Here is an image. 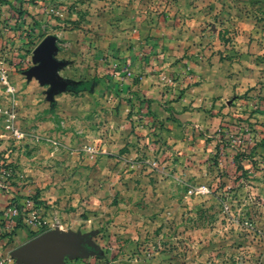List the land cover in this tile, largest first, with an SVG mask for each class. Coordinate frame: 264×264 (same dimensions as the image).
Listing matches in <instances>:
<instances>
[{
    "label": "rangeland",
    "instance_id": "374dc122",
    "mask_svg": "<svg viewBox=\"0 0 264 264\" xmlns=\"http://www.w3.org/2000/svg\"><path fill=\"white\" fill-rule=\"evenodd\" d=\"M51 35L62 90L33 74ZM218 73L237 76L222 124L201 150L169 141L145 88L165 83L169 103ZM10 104L19 135L4 129ZM263 140L264 0H0V169L9 186L18 167L53 171L63 201L2 231L14 247L57 228L90 242L66 264H264Z\"/></svg>",
    "mask_w": 264,
    "mask_h": 264
},
{
    "label": "crops",
    "instance_id": "0c3cea01",
    "mask_svg": "<svg viewBox=\"0 0 264 264\" xmlns=\"http://www.w3.org/2000/svg\"><path fill=\"white\" fill-rule=\"evenodd\" d=\"M237 74L240 75V72L238 73L237 71ZM236 77L237 76L234 75V77H232L233 79L226 80L223 74H215L207 84L202 83L200 87L191 86L182 91L179 97L175 98V100H171L169 103H164L163 101L171 94L172 89L166 87L164 85L165 83H160L159 85V80L156 81L158 84L148 85L145 91L153 94L155 98V101L151 103L156 109L155 119L163 123L161 134L167 137L169 141L181 137L187 138L188 135H191L189 137H196L199 141L198 146L199 150H201L200 139L204 138V134L206 133L205 130L209 129L213 123L222 124L225 118L222 113H224V108H226H223L222 105L228 102L227 100L230 94L237 93V87L234 86ZM7 78H9L8 82H11L10 75L9 77L7 76ZM191 91L195 93L192 95ZM213 102H219V106H213L212 108ZM196 106H202V108L193 109V107ZM190 127H193V129L187 134V129ZM18 169L19 171L15 172L17 177L13 179L14 183L9 187V190L5 192L0 189V264H17L15 258L11 256V252L15 248L14 240H8L9 236L2 234L6 226L3 228L1 225L2 221L5 220L3 215L5 207L13 198L21 202L24 197L37 192L36 198L40 201V210L42 211L41 214L43 215V219H47V210H49V207L57 206L58 204L62 206L63 203V201H57L54 196L58 190L55 187L59 185V182L57 179H54L53 171L46 170L43 173L33 168L18 167ZM25 175L32 177L29 178V180L27 179V181H30L32 184H25L26 182L23 179ZM52 211L53 214L57 215L56 218H58V211L55 209ZM15 219L16 216L12 219V225L15 223ZM14 229L16 232L22 230L21 227H12V230ZM30 229L35 231L33 228ZM27 235L29 234L27 233ZM28 239H30V237ZM28 239H25V241Z\"/></svg>",
    "mask_w": 264,
    "mask_h": 264
},
{
    "label": "water",
    "instance_id": "95a60500",
    "mask_svg": "<svg viewBox=\"0 0 264 264\" xmlns=\"http://www.w3.org/2000/svg\"><path fill=\"white\" fill-rule=\"evenodd\" d=\"M56 50V38L52 35L39 42L34 50V60L38 64L33 67V74L52 90H62L67 85L56 77L60 65L54 58ZM89 245V239L78 232H64L54 228L15 247L11 256L17 264H66V258H79L87 254Z\"/></svg>",
    "mask_w": 264,
    "mask_h": 264
},
{
    "label": "built area",
    "instance_id": "2783aa9c",
    "mask_svg": "<svg viewBox=\"0 0 264 264\" xmlns=\"http://www.w3.org/2000/svg\"><path fill=\"white\" fill-rule=\"evenodd\" d=\"M2 79L7 84V76L5 74L2 75ZM8 90L11 91L10 86H8ZM3 116H4V129L11 134L19 135V132L15 127L16 113L14 109V104H10L4 110ZM0 170H1V177H3V179H0V189L7 192L9 190V185L5 181L6 178H4V175L7 174V171L3 170L2 168ZM193 191H194V188H189L187 190V193L190 194ZM26 209H28L29 211L25 215V220L28 223L30 224L32 223L34 226H36V222H37L36 214H39L40 207L36 205H32L31 201L29 200H26L25 202L20 203L19 207L15 205L8 206L3 212L4 219L5 220L9 219L12 221L14 216H17L20 211L23 212ZM10 226H11V222L6 224V228H9Z\"/></svg>",
    "mask_w": 264,
    "mask_h": 264
},
{
    "label": "trees",
    "instance_id": "16d2710c",
    "mask_svg": "<svg viewBox=\"0 0 264 264\" xmlns=\"http://www.w3.org/2000/svg\"><path fill=\"white\" fill-rule=\"evenodd\" d=\"M13 2H11L10 4H8L9 5V8H11L12 10H14V11H16L17 13H19V14H21V16L24 14V12H20V9H24V8H18V7H14L13 6V4H12ZM27 13V12H26ZM28 14V13H27ZM31 19H32V17H30ZM32 22L33 23H36L35 21H34V19H32ZM43 38V36H39V39H38V41H40L41 39ZM90 86V82H85V83H83V84H79L78 86H76V88L75 89H86V88H88ZM264 141V140H263ZM242 153H244V152H235V160H236V162L238 163V165H237V169H241L242 168V161L244 160V156H243V154ZM1 163H3V162H1ZM10 187V186H9ZM26 200H29V201H31V203H32V205H36V206H38V205H40V202L37 200V198H36V195H34V196H32L31 198H26ZM10 205H15V206H17V207H19L20 206V203L17 201V200H14V198L6 205V207H5V209L8 207V206H10ZM29 210L28 209H26V210H24L23 212L22 211H20L19 213H18V215L16 216V219H15V223L12 225V221L11 220H3L2 221V226H3V228H5V226H6V224H8L9 222H11V226H10V228L11 229H9V228H5V230L4 231H7V232H9V231H12V227H21V228H25V226H26V222H25V215H26V213L28 212ZM27 227V226H26ZM27 232H28V234H29V237L31 238V237H34V236H36V235H38L39 233H41V232H43V231H40V232H37V231H35V232H33L32 230H30L29 228L27 229ZM5 235V234H4Z\"/></svg>",
    "mask_w": 264,
    "mask_h": 264
}]
</instances>
